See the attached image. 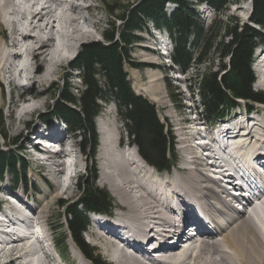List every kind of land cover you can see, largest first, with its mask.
Masks as SVG:
<instances>
[{
  "label": "bare ground",
  "instance_id": "bare-ground-1",
  "mask_svg": "<svg viewBox=\"0 0 264 264\" xmlns=\"http://www.w3.org/2000/svg\"><path fill=\"white\" fill-rule=\"evenodd\" d=\"M247 1L248 5L249 2L251 4V10L248 13L249 17L248 14L245 17L250 18L252 3L251 0ZM197 6L209 8L204 13L205 16H213V19L217 16L214 9L207 4ZM242 9L246 10V6ZM247 9L249 10V6ZM94 10L97 9L93 0H0V105L3 102L2 83L27 90L30 95L29 99L24 98L25 93L18 96V101L23 102L24 107L14 114L15 127L24 118L46 107V102L42 99L44 93L34 94L33 88H41L51 83L58 69L70 60L76 46L93 38L89 29L96 28ZM259 48H262L264 52L263 44L258 45L254 52ZM138 49L147 54L140 55L142 62L156 65L151 57L152 53L145 52L142 47ZM261 56L262 53L257 54L256 59L259 60ZM261 68L258 71L261 76H264V64ZM145 70H147L143 72L145 84H142L144 80L138 70L130 71V77L136 82L138 88H134L135 94L145 97L151 94L157 97L150 96L151 102L166 103L160 74L154 69L145 68ZM257 80L264 91V80L261 81L260 78ZM26 84L29 87L24 86ZM18 101L10 99L8 105H16ZM260 112L264 114V108ZM232 118L239 121L233 126L226 125L222 129H219L220 125L215 127L219 130L217 136L207 145L208 151L213 148L219 150L222 155H236L237 163L245 170L250 169L256 161L264 164V116L259 119V116L256 118L236 113ZM106 124L102 125L101 122L99 131L101 140L98 152L100 168L98 184L108 188L112 196L121 204L123 211L121 214L118 212L119 216L116 214L114 220L100 225L99 229L94 230L90 235L91 245L92 237L98 235L96 240L101 246L105 259L101 261L97 256L94 259L90 258L96 261L94 263L75 248L74 264H264V215L263 212L258 211L259 206L264 209V189L260 186L248 187L251 188L249 193L256 198L257 202L253 204L246 200L245 203L249 208L246 217L239 208L231 204L225 205L227 211H218L215 206H211V203V205L208 204L219 214V217L216 225L207 226L200 218L197 208L199 203H208L207 198L210 195L208 183L214 182L206 174L209 170L206 168L207 165L199 162L194 150L195 146L189 144L190 134L185 133L186 131L180 134L183 137L181 141L184 146L180 166L175 169L178 175L169 176L158 174L155 168L149 167L142 159H139V162L143 161V165L139 164L135 155L130 153V149L121 148L120 139L115 140L111 127ZM192 125H194L193 122ZM24 126L22 124V128L18 127L17 132H21ZM197 126L200 127V125ZM49 127L46 122L39 121L38 126H33L26 134L30 135L27 145L36 143L35 146L41 141L62 142L75 137V135L65 136L62 133L63 125L60 123ZM198 127L195 128L197 131L192 129L191 133L199 135ZM34 146L31 149L36 151ZM71 147L74 148L75 144L72 143ZM70 153L75 154V151L70 150ZM213 158H211V164L218 165L223 175H230L228 165L224 161L218 163ZM32 160L46 168L50 180L56 186L55 194L51 196L46 192L48 194H44L42 199L36 201L33 199L35 206L30 207L31 209L25 206L21 196L15 195L16 202L18 205L25 206V211L8 205L9 214H2L5 218V223L0 220V255L5 259H2L3 264H68L65 254L58 255L56 252L57 257H55L47 252L41 242L29 243L21 233H18L21 229L30 231L31 225L42 231L45 226L47 227V224L43 223L44 214L53 202L59 197H66L68 200L76 194L70 179L67 180L64 176L62 164L56 162L55 158L45 157L42 163L36 158ZM83 162L84 159L81 158V163ZM194 166L196 168H193ZM77 167L76 164L75 172ZM232 171L236 174L235 167H232ZM230 192L236 194L233 191ZM0 194L8 195L12 192L2 191L0 188ZM214 197L218 198L216 195ZM210 198L213 199V196ZM175 202L180 206L172 212L169 206ZM15 216H19L21 221ZM183 218L195 227L196 232V237L190 239L189 250L179 251L175 243L170 246H160L166 240L183 238L184 229L179 227ZM202 218L205 219V216ZM26 220H28L27 223ZM91 221L98 226L102 219L92 217ZM251 221L258 234L250 224ZM9 226L16 227V230L5 233L3 227L9 228ZM132 230H138L141 236L149 237L150 249L159 252L165 250L170 253L164 257L158 255L155 257L154 254L150 255L144 247L130 245L136 244L130 236ZM48 231L51 232V229L48 228ZM32 235L30 232L29 236Z\"/></svg>",
  "mask_w": 264,
  "mask_h": 264
},
{
  "label": "trees",
  "instance_id": "trees-1",
  "mask_svg": "<svg viewBox=\"0 0 264 264\" xmlns=\"http://www.w3.org/2000/svg\"><path fill=\"white\" fill-rule=\"evenodd\" d=\"M193 1L194 3L192 0H141L132 7H108L111 17L114 13L112 9L119 11L114 21L110 22L109 29L101 34L105 44L84 45L71 64V68L81 74L83 90L75 97L72 96L74 94H69L71 88L68 85L62 92L56 90L54 116L41 114L38 115L39 118L44 121L56 117L65 120L71 130L81 133V149L87 155H92L97 141L93 120L99 113L98 101L112 98L111 101L116 106L117 114L125 128L127 140L137 149L139 156L158 170L169 169L173 139L158 120L156 108L142 96H135L132 92L124 72L125 63L135 69L142 67L133 63L130 52L132 45L140 40L137 32L147 31L148 24L156 29L166 30L173 42L172 62L184 71L189 65H200L201 61L204 63L210 54L215 53L219 61L228 59L227 67L221 65L216 72H212L209 67L207 73L198 74L193 81L202 112L209 121L224 115L239 99L263 102L264 95L255 92L251 87L254 78L250 66L255 48L260 44L264 45V35L261 31L264 30V0H251L249 26L238 29L237 25H231V28L224 25L226 35L220 37L218 42L211 40L216 37L212 36L214 26L218 31L221 29L215 22L227 6L238 0ZM203 3L217 13L210 23V28L204 27L195 13L194 6ZM166 4L175 6L170 15L164 11ZM116 21L123 23V31L118 35L115 29ZM254 25L258 29H254ZM211 49L214 53H211ZM195 53L197 54L194 55ZM0 137L2 140H9L1 130ZM14 141H17V138ZM8 169L19 183L21 179L18 178L17 171H25V162L0 149V174ZM81 190L78 198L80 202L66 204L62 209L66 211V235L89 259H94L80 233L85 224L83 212L107 211L111 208V200L106 191L96 188L94 178L85 182ZM56 243L59 250L64 252V240L58 239Z\"/></svg>",
  "mask_w": 264,
  "mask_h": 264
},
{
  "label": "rangeland",
  "instance_id": "rangeland-1",
  "mask_svg": "<svg viewBox=\"0 0 264 264\" xmlns=\"http://www.w3.org/2000/svg\"><path fill=\"white\" fill-rule=\"evenodd\" d=\"M140 1L141 0H93V3L97 9V10L93 11L95 14V17H96V28L95 29H89L90 33L93 35V38H91L90 40L88 39V40H86V41H84L81 44H78L76 46V49L72 53L70 60H68L66 63H64L58 69L57 74L55 75V77L53 78L51 83L46 84L41 88L40 87L33 88L34 94L41 93V92L44 93V94L42 93L43 94L42 99L46 102V105H45L46 107H43L41 110H38L37 112L33 113L32 115L24 118L20 123H17L16 127H15L14 114L18 110L22 109V107H24V103L18 101V96L20 94L25 93L24 98L29 99L30 95L28 94L27 90L24 91V89L17 88L15 86H10L8 83H7L8 88H7L6 83L1 84V87L3 90V97H2L3 102L0 105V114L2 116V121L0 122V130L3 131V133L6 135V137L9 140L5 141V140H2L0 137V149L1 150L6 149V152L9 153V156L10 155H16L17 158L21 159V162H22V160H24L28 164V167H29L28 172L26 170L25 175L21 172L18 176L19 177H23V175H24V177L26 176L27 184L33 185L34 188L38 191V196L37 195L34 196L33 197L34 199H36V200L42 199L44 194H48V193H50L51 196L55 194V192L51 193L49 191L48 193H46L44 191L45 189H44V183L42 182L43 180L46 182L49 181V183L52 185L53 188H54V184L51 183L53 181L50 180V177L48 175L46 168L44 169V166H42V164H41V166L43 168L38 163L34 162L32 160V158L30 157V154L28 153V151H26V146L28 144V141H30V135L24 134L26 132L25 131L26 129H22L21 132H17V128L18 127L22 128V124L25 125L24 123L28 122L29 119L32 122L30 129H32L33 126L37 127L38 121H39L38 115H41V114L42 115L44 114L46 116L47 115L54 116V114H55L54 113V106H55L54 100H55V96H56V93H55L56 90L62 92V91H64L65 88H67V85H68L71 88V93H69V94L70 95L74 94V95H72L73 97H75V95H78L80 93V91L83 90V85H81V81H80L81 74L79 73L78 70L74 71L71 68L72 67L71 64H72L74 58L81 52L82 47L86 44H90V43L105 44L103 38L101 37V34L103 33L104 30L109 29L110 22L114 21V19L118 16V11H119V9H112V11L114 13L111 17V15L109 14L110 10L108 9V7L122 8L123 6H126V5H130V7H132V6H135L137 3H139ZM192 2L194 3L193 0H192ZM234 4H230V6H227L224 9V11L221 13V16H219L217 18V20H216L217 22H215V23L217 25H219L221 29L218 31L217 27L214 26V29L212 31L213 32L212 36H216V37H212L211 40L215 39V41L218 42L220 37H223L226 35L224 30H223L225 27L224 25H227L229 27L231 25H233V26L237 25L238 29L242 28V27L244 28V26L250 25L249 18H248L249 17L248 13L251 10L250 9V7H251L250 2L248 5V1L246 2L245 0H243V1L239 2V0H238ZM247 5L249 6V10L247 9V7H248ZM243 6H246V10H248V12L246 10L242 9ZM196 7L197 8L195 9V12H196L197 17H199V20H201L202 23H204L206 28H208V27L210 28V22L212 21L213 16H205L204 13H206L207 10H205L202 7H198V6H196ZM166 10L168 13H170V11L172 10V7H166ZM247 14H248V17H245ZM208 15H211V14H208ZM115 23H116L115 29H116V33L118 35V33L120 34V32L123 31V23L121 21H116ZM152 27L153 26L151 24H148L147 31L137 32V36L140 37V40L138 41V43L133 44L132 48H131L130 55H131V59L133 60V63L142 65V67L139 68V70H138V69L131 67L128 63L124 64V72L126 73L127 79L131 85V89H132V92L134 94L136 91L134 88L135 87L137 88V84L130 77V71L131 70H138L139 73L143 77V72L147 71V70H145V68L152 69V67L155 66L153 64L150 65V64L142 62V58L140 57V55H142V54L147 55V54L141 52L138 49V47L143 48V47H147V46H153V44H155V45H158V44L167 45L168 44V41L166 40V38H164L161 34L150 32V30H152ZM253 28L255 29L257 27H255V25H254ZM206 31H207V29H206ZM261 31L264 34V30H261ZM5 36H7V33H5ZM226 43L227 42H225V44ZM259 47H262V46H259ZM209 53H210V51H209ZM211 53H214V51H212V49H211ZM261 53H262V56L260 58H264V52H262V48H259L253 53L252 60L253 61L255 60V62H256L257 61V59H256L257 54H261ZM196 54L197 53H195L194 55H196ZM159 57H161V56L159 55ZM196 58H198V56H196ZM227 61H228V59H226V58L222 61H219V59L217 58V55L215 53L210 54V56L207 57V60L204 63H203V61H201L200 65H196V64L194 65L193 64L191 70L189 69L187 71V73H185V80L184 81L175 80V79H179V77L176 75L177 69H176V67H171L170 65H167L168 64V58H163V59H159L158 61H156L157 65L155 66L154 70L160 74V78L162 80L161 81V87H162V90L164 92L166 103L155 104V103L151 102L150 99L157 98V97L152 96L151 94H150V96L152 98L150 96L149 97L148 96H146V97L142 96V98L147 100L149 103H151L156 108V115L159 118L158 120H160V122L162 124H165L164 126H166V128H167V132L170 133L171 136L174 138L173 144H174L175 162L172 164L173 168H171V170H170L171 174H173L174 168L177 169L181 163L182 147L184 146V144H182L181 139L183 137L180 134L184 133L185 131H186L185 133H188V135L190 134V136H191L190 141L191 142L189 144L194 146V142L196 141V136H198V135H196V133H194V134L191 133V132H193V130H196L195 129L196 127H198L197 126L198 124H196V121L193 120V119H195V115L198 116V118H199L200 122H202L203 126H204V124H207V125L209 124L205 120V118L203 117L204 114L201 113L202 108H201V105L199 104V101H198L199 97L197 95L196 88H194L193 81H195V78L198 74L207 73L209 67L211 68L212 72L218 71V69L220 68L221 65L227 67ZM262 64H264L262 61L258 63L259 70L262 69L261 68ZM162 69H170L171 73H173V74L172 75L163 74L161 72ZM251 70L253 71V75H254L255 79L260 78L261 81L264 80V78H263L264 76H261L260 73H258L259 75H257V73L254 69V62H253V65L251 66ZM97 74H98V76H100L99 73H97ZM143 80L144 81H142V84H145L146 81H145L144 77H143ZM24 86L29 87L27 84ZM185 87H186V89L189 90V92L191 94V100H189L188 94H185L183 92ZM251 87L254 91L261 92L264 95V91L258 90L254 85H252ZM8 89H9V92H8ZM77 92H78V94H77ZM135 96H136V94H135ZM10 99H14V100L18 101V103H17L18 105L13 104L14 106L13 105L9 106L8 103H9ZM111 100H113V99L110 98L109 100L98 101V105L100 107L99 112L101 111V108L102 109L104 108V110L101 111L103 113L100 116V118L103 120H99L100 118H98L96 121V125H95L96 126V132L100 131L101 122H102V125L107 123L106 125L111 127V130L113 132L115 140L120 139L119 140L120 144H121V140H123L124 143H127V141L125 139V128H124L123 124L120 122V120L117 116V113H116V111H117L116 107L114 106V103ZM191 102H192V105L195 109V115H193L192 112L189 114V112L192 111ZM252 108L256 109L258 107L252 106ZM262 109L263 108H260V111ZM105 111H106V114H105ZM260 111H259V113L261 114ZM107 112H109V113L107 114ZM237 112H238L237 110L232 111L231 114L235 115ZM105 115H107V116H105ZM261 117L262 116H259V119ZM98 120H99V124H100L99 129H98ZM50 122L56 123L55 118L51 119ZM192 122L194 125H192ZM246 122H247V120H246ZM182 128H184V130L181 131L180 129H182ZM187 130H188V132H187ZM76 132H79V131H76ZM17 135L20 138H18L17 145L14 146V147H16V149L15 148H7L6 147L7 142L14 140ZM96 136H98V144H99V141L101 140V134L99 135V133H98V135H96ZM7 145H9V143ZM98 146L100 147V144ZM127 149H130L131 154L137 155V151L135 148H133V146H131V147L129 146ZM98 152H99V149H97V152L95 150V153L97 156H95V158H93L92 160H89V158H87V160H85L84 156L82 155L81 158L84 159L83 164H84V166L86 165L85 166L86 170H83V168L81 169L80 174H79L78 179H77L76 184H75L76 194L73 198L68 199V204L73 203V201L77 200L81 194V191H82L81 188L83 187V184L87 181H90L91 178H94V185L96 186V188H98L102 191L105 190L109 194L110 199L112 200V203H111L112 207L116 206L120 210L119 214H121V212L123 211L121 204H119V202L116 200V198H114V196H112V194L110 193V191L108 190V188L106 186L102 187L101 185L98 184L99 172H100V170H99L100 168H99V164H98L99 163ZM137 157L139 158L138 155H137ZM186 157H188V156H186ZM35 161H38V160H35ZM139 164L143 165L142 163H139ZM34 172L38 173L39 177L34 176V174H33ZM161 174L165 175L163 173H161ZM27 175H28V178H27ZM31 183H34V184H31ZM77 184L79 185V187L77 186ZM72 185H73V183H72ZM0 187H1V189L3 188L2 191L9 190V188H10V187L8 188V186L6 185V181H4V180H1ZM5 187L8 189H6ZM17 194L20 195L19 192ZM28 195L31 196V193H29ZM59 199L63 200V199H67V198L66 197H62V198L59 197L53 202V204L50 206L49 209H47L46 213L44 214V222L43 223L46 225V222H47V224H48L47 227L49 229L52 228L53 231H55L54 238H58L59 240L63 241L65 238L66 228L64 226L63 218H61L62 217V210L60 209V207H57V205H56V201H58ZM39 207L41 208V202L39 203ZM258 208H257L258 211L263 212V215H264L263 207L259 206ZM113 213H115L114 209H113ZM250 224L254 227V224L252 223V221L250 222ZM254 229H255L256 233L258 234V231L256 230L255 227H254ZM86 237L87 236L84 235V240L87 243ZM97 238H98V235H94L92 237V241H91L92 245L91 244L89 245L88 243L87 244L89 245V247L93 251V255L97 256V258L101 259V261H102V259H105V258H104L103 253L101 252V249H100L101 246L98 243V241L96 240ZM95 243H98V244H96L94 246ZM66 246H67L66 262L68 264H74V262L76 261L75 257H74V252L76 250H75L73 244L71 243V241L69 239H67V241H66ZM2 259H4V258L2 255H0V262L3 264L5 259L3 261H2Z\"/></svg>",
  "mask_w": 264,
  "mask_h": 264
}]
</instances>
